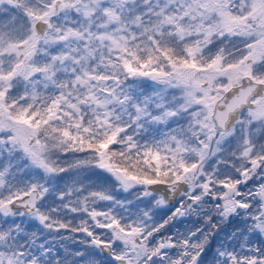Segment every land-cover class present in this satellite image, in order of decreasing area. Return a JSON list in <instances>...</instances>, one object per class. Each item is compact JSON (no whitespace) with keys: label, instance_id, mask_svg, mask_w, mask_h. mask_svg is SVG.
<instances>
[{"label":"snow or ice","instance_id":"6c2138e0","mask_svg":"<svg viewBox=\"0 0 264 264\" xmlns=\"http://www.w3.org/2000/svg\"><path fill=\"white\" fill-rule=\"evenodd\" d=\"M0 264H264V0H0Z\"/></svg>","mask_w":264,"mask_h":264}]
</instances>
